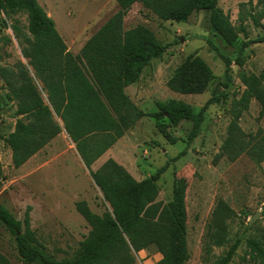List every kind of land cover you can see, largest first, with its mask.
<instances>
[{
  "label": "trees",
  "instance_id": "trees-1",
  "mask_svg": "<svg viewBox=\"0 0 264 264\" xmlns=\"http://www.w3.org/2000/svg\"><path fill=\"white\" fill-rule=\"evenodd\" d=\"M115 1L118 11L74 56L37 0H0V13L6 18L17 13L27 16V35L21 34L15 26L12 30L22 43V57L28 61L33 75L21 64L15 65L16 72L0 69L6 100L16 103L15 116L22 117L16 119L14 130L4 139L11 150L14 169L26 164L62 130L75 145L87 169L144 118L155 120L157 130L168 140H171L168 125L159 123L161 120H167L171 126L190 121L192 129L187 136V146L198 138L206 110L218 102V97H213L196 114L182 101L156 103L158 112L145 113L125 93L127 87L139 81L142 71L152 61L161 59L171 47L160 43L145 26L124 30L123 20L133 5L140 4L160 21L181 24L187 23L193 13L209 12L212 31L230 46L238 34L245 33V21H251L256 28L263 27L260 22L264 19V0H258L256 5L251 0L240 4L237 27H232L228 17L218 9L219 0ZM263 43L264 34L255 40H246L232 57L219 55L209 44L224 63V87L232 80V64L239 68L238 77L245 88L239 101L243 103V110L252 99L264 110V70L258 76L243 71L245 50ZM212 78L208 65L190 55L176 68L166 87L179 95H202ZM41 93L46 96V103ZM234 118L220 155L231 156L230 151H233V159L246 155L257 163L263 162L264 133L244 141L241 132L236 134L240 130L235 123L237 116ZM166 169L167 165L150 177L136 181L109 159L98 170L90 172L107 207L99 216L92 213L85 202L75 205L90 231L71 259L55 260L46 254L29 230L28 212L24 218V234H20L21 222L3 205H0V225L14 238L17 255L24 264H134V254L150 248H155L162 256L157 264H187L186 180L174 178L171 201L166 206L155 202L159 193L157 183ZM229 214L220 202L211 215L204 243L207 255L213 248L229 244ZM240 244L241 241L236 240L212 264H231ZM246 247L249 261L264 264V237L248 239ZM0 264L9 263L0 255Z\"/></svg>",
  "mask_w": 264,
  "mask_h": 264
},
{
  "label": "rangeland",
  "instance_id": "rangeland-1",
  "mask_svg": "<svg viewBox=\"0 0 264 264\" xmlns=\"http://www.w3.org/2000/svg\"><path fill=\"white\" fill-rule=\"evenodd\" d=\"M249 0H219L217 7L228 17L232 27H237L240 4ZM256 5L258 0H251ZM53 20L55 29L67 50L78 55L85 43L118 11L115 0H37ZM248 8V7H247ZM4 23V25H3ZM263 27L256 28L245 21L244 34H238L233 45L226 43L211 28L210 13H193L187 23L160 21L140 4L132 6L123 20L124 30L145 26L163 45H170L164 56L146 67L139 81L125 90L130 101L145 113H156V103L182 101L196 114L213 97H218L205 113L198 138L187 146V136L192 129L190 121L171 126L167 133L171 140L157 130L156 121L140 120L126 132L91 167L87 169L75 145L64 134L57 136L24 166L14 169L11 150L4 139L14 130L16 103L6 100L4 82L0 79V205L21 222V233L26 231L24 218L29 216V230L47 255L55 260L71 259L88 236L89 225L76 211L78 202H85L89 210L102 215L107 207L103 195L93 183L90 172L112 159L136 180H144L165 165L157 185L155 200L166 206L172 197L174 178L186 180L185 211L186 239L189 251L187 264H212L224 255L236 240L241 244L231 264H255L249 261L246 241L264 237V161L257 163L246 155L233 159L221 154V147L235 119L243 140L249 141L264 133V110L252 99L246 110L240 99L244 87L239 80V68L233 63L232 80L225 83L224 63L219 55L232 57L246 40H255L264 34ZM27 35V16L17 13L6 18L0 13V69L16 70L15 65L27 67L22 57V43L16 39L12 27ZM190 55L201 58L211 69L213 78L202 95H179L166 87L176 68ZM243 71L260 75L264 70V43L249 46L243 55ZM38 90L40 85L36 82ZM219 93V94H217ZM46 103V96L41 93ZM61 126V123L58 122ZM62 127V126H61ZM235 133V131H234ZM222 203L229 211V244L213 248L210 255L204 250L211 215ZM256 219L253 221V217ZM253 221L249 226V222ZM0 255L9 264H24L17 255L14 238L0 225ZM162 260L155 248L134 254V264H157Z\"/></svg>",
  "mask_w": 264,
  "mask_h": 264
},
{
  "label": "crops",
  "instance_id": "crops-1",
  "mask_svg": "<svg viewBox=\"0 0 264 264\" xmlns=\"http://www.w3.org/2000/svg\"><path fill=\"white\" fill-rule=\"evenodd\" d=\"M129 87H130V86H129ZM129 87H127V88H129ZM127 88H126V89H127ZM126 89H125V90H126ZM58 122H60V121H58ZM60 123H61V122H60ZM61 126H62V124H61ZM61 134H64V136H66L67 139L71 142V140H70L69 137L66 135V133H65L64 130H62V133H61ZM59 135H60V134H59ZM59 135H58V136H59ZM121 139H122V138H121ZM121 139H120V140H121ZM52 141H53V140H52ZM118 141H119V140H118ZM71 143H72V142H71ZM72 144H73V143H72ZM73 145H74V144H73ZM36 155H37V154H36ZM36 155H34L29 161H31ZM107 160H109V159H106L105 161H102V163H101L100 165H98V166L95 168V171L98 170V169H99V168H100V167H101V166H102ZM29 161H28V162H29ZM28 162H27V163H28ZM24 165H25V164H24ZM24 165H23V166H24ZM95 171H94V172H95ZM127 172H128V171H127Z\"/></svg>",
  "mask_w": 264,
  "mask_h": 264
},
{
  "label": "water",
  "instance_id": "water-1",
  "mask_svg": "<svg viewBox=\"0 0 264 264\" xmlns=\"http://www.w3.org/2000/svg\"><path fill=\"white\" fill-rule=\"evenodd\" d=\"M256 219V215L253 217V221ZM253 221H250L249 222V226H251L252 225V223H253ZM20 234H18V236H19Z\"/></svg>",
  "mask_w": 264,
  "mask_h": 264
},
{
  "label": "bare ground",
  "instance_id": "bare-ground-1",
  "mask_svg": "<svg viewBox=\"0 0 264 264\" xmlns=\"http://www.w3.org/2000/svg\"><path fill=\"white\" fill-rule=\"evenodd\" d=\"M49 17H50V15H49Z\"/></svg>",
  "mask_w": 264,
  "mask_h": 264
}]
</instances>
